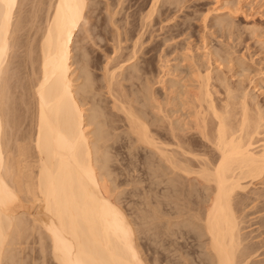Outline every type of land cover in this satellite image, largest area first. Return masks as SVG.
I'll list each match as a JSON object with an SVG mask.
<instances>
[{"label":"bare ground","instance_id":"obj_1","mask_svg":"<svg viewBox=\"0 0 264 264\" xmlns=\"http://www.w3.org/2000/svg\"><path fill=\"white\" fill-rule=\"evenodd\" d=\"M157 2L152 1L151 12ZM18 3L22 2L0 0V264L14 259L10 247L27 231L40 233L42 243L48 241L56 264H144L133 223L120 207L106 158L100 155L104 137L95 123L96 111L87 114L84 108L89 93L84 64L83 84L73 83L71 46L86 0L50 4L34 44L26 42L23 82L13 63L14 48L21 43L16 33L25 25L20 17L13 19ZM130 67L136 69L135 64ZM210 79L209 72L197 73L189 94L194 111L188 130L200 141L169 130L178 151L152 133L143 114L129 104L121 109L132 143L151 153L143 160L150 169L157 167L151 171L152 179L166 177L170 169L208 190L201 197L200 211L191 215L200 222L199 234L207 237L204 247L210 261L248 264L252 249L242 246L233 199L245 190L246 182L264 184V113L249 107L246 95L239 105L217 104ZM25 112L30 120L27 138L20 133L17 139ZM91 125L96 126L94 131L89 130ZM197 142L209 146L206 156L192 150ZM159 168L163 170L157 173ZM30 208L41 218L28 216ZM5 246L10 249L2 258Z\"/></svg>","mask_w":264,"mask_h":264},{"label":"rangeland","instance_id":"obj_2","mask_svg":"<svg viewBox=\"0 0 264 264\" xmlns=\"http://www.w3.org/2000/svg\"><path fill=\"white\" fill-rule=\"evenodd\" d=\"M53 1L20 0L15 8L13 19L25 22L16 33L21 45L13 51L22 82L26 45L29 40L34 44ZM152 1L86 0L84 19L71 46L73 83L83 84L84 64L89 74L84 108L87 114L96 111L95 123L104 137L100 155L106 158L120 207L133 223L144 264H213L204 247L207 237L199 234L200 222L191 215L200 211L201 197L208 190L170 169L166 177L152 179L151 171L157 167L151 170L145 165L143 158L150 151L130 140L121 106L129 104L143 114L152 133L175 151L170 129L200 141L188 130L194 111L189 94L197 73L209 72L217 104L239 105L246 95L249 107L264 113V0H158L151 12ZM20 123L16 138L20 133L27 138L28 112ZM197 143L192 150L206 156L209 146ZM246 184L233 199L241 244L252 249L248 264H264V184L254 180ZM28 211V216L41 218L35 210ZM39 234L27 231L18 240L10 235L17 240L10 247L14 259L1 264H56L48 241L42 243ZM6 248L2 258L8 255Z\"/></svg>","mask_w":264,"mask_h":264}]
</instances>
